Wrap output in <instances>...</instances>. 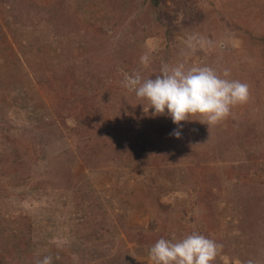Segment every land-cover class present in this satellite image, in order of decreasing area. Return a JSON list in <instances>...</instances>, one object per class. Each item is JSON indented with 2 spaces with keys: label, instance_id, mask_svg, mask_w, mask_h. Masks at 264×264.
Wrapping results in <instances>:
<instances>
[{
  "label": "rangeland",
  "instance_id": "374dc122",
  "mask_svg": "<svg viewBox=\"0 0 264 264\" xmlns=\"http://www.w3.org/2000/svg\"><path fill=\"white\" fill-rule=\"evenodd\" d=\"M261 37L264 0H0V262L152 264L197 233L212 264H264ZM181 64L248 101L177 139L123 81Z\"/></svg>",
  "mask_w": 264,
  "mask_h": 264
},
{
  "label": "clouds",
  "instance_id": "9594fccd",
  "mask_svg": "<svg viewBox=\"0 0 264 264\" xmlns=\"http://www.w3.org/2000/svg\"><path fill=\"white\" fill-rule=\"evenodd\" d=\"M141 62L146 63L147 58L142 57ZM123 87L147 102L152 117H169L177 125L172 133L177 139L181 136L182 122L191 121L190 117L202 116L210 130L234 106L249 99V85L231 79L227 69L218 74L210 67L185 70L182 64L162 66L161 75L154 79L144 80L138 73L126 76ZM217 249L215 241L193 233L176 242L159 239L148 256L152 264H212ZM40 264H52V257H44Z\"/></svg>",
  "mask_w": 264,
  "mask_h": 264
},
{
  "label": "trees",
  "instance_id": "16d2710c",
  "mask_svg": "<svg viewBox=\"0 0 264 264\" xmlns=\"http://www.w3.org/2000/svg\"><path fill=\"white\" fill-rule=\"evenodd\" d=\"M255 35H261L263 32H262V30H260V29H256V30H253L252 31ZM261 33V34H260ZM261 38H264V37H261ZM1 264L3 263V262H0Z\"/></svg>",
  "mask_w": 264,
  "mask_h": 264
}]
</instances>
